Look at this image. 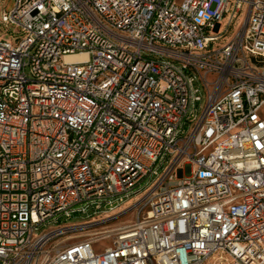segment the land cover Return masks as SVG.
Returning a JSON list of instances; mask_svg holds the SVG:
<instances>
[{
	"label": "built area",
	"instance_id": "1",
	"mask_svg": "<svg viewBox=\"0 0 264 264\" xmlns=\"http://www.w3.org/2000/svg\"><path fill=\"white\" fill-rule=\"evenodd\" d=\"M3 3L0 264H264V0Z\"/></svg>",
	"mask_w": 264,
	"mask_h": 264
},
{
	"label": "rangeland",
	"instance_id": "2",
	"mask_svg": "<svg viewBox=\"0 0 264 264\" xmlns=\"http://www.w3.org/2000/svg\"><path fill=\"white\" fill-rule=\"evenodd\" d=\"M14 6V0H4L3 5L1 6V13H8L12 10ZM247 8H244L242 13L238 15L237 18L233 20V22L228 26L227 30L222 33L221 42H226L229 39L235 37L236 33L240 31L242 27V23L246 17ZM227 18L223 20L221 25L217 26L216 29H223L226 27ZM10 31H14L15 28L13 26L9 27ZM205 101L204 95H202L201 104ZM188 129V126H186ZM154 179H149L148 182L144 185V188L151 185ZM141 191V190H140ZM119 210L110 211L103 207L101 210H97L96 212L91 211L89 215H77L67 221L65 225L67 228L63 231L62 234H59L48 244L47 248H49V252L54 253L56 250L72 245L78 241H81L90 237H98L100 238L102 245L107 244L109 241L108 235L105 233L106 231L112 230L115 227L126 224L132 218L131 215L119 214ZM78 221V222H74ZM74 236L72 238H69ZM55 247L53 248V246Z\"/></svg>",
	"mask_w": 264,
	"mask_h": 264
},
{
	"label": "bare ground",
	"instance_id": "3",
	"mask_svg": "<svg viewBox=\"0 0 264 264\" xmlns=\"http://www.w3.org/2000/svg\"><path fill=\"white\" fill-rule=\"evenodd\" d=\"M83 57H85V55H83V54L82 55H71V56H67L66 60H68V61L80 60ZM110 231H112V230L106 231L105 233H108ZM72 237H74V236H71L69 238H72Z\"/></svg>",
	"mask_w": 264,
	"mask_h": 264
},
{
	"label": "trees",
	"instance_id": "4",
	"mask_svg": "<svg viewBox=\"0 0 264 264\" xmlns=\"http://www.w3.org/2000/svg\"><path fill=\"white\" fill-rule=\"evenodd\" d=\"M257 64H259L260 66H264V61L261 60V61L257 62Z\"/></svg>",
	"mask_w": 264,
	"mask_h": 264
}]
</instances>
